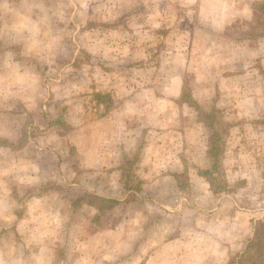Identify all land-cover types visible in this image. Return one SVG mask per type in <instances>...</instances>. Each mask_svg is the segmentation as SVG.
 <instances>
[{"label": "crops", "instance_id": "obj_1", "mask_svg": "<svg viewBox=\"0 0 264 264\" xmlns=\"http://www.w3.org/2000/svg\"><path fill=\"white\" fill-rule=\"evenodd\" d=\"M171 1L161 20L145 25L124 21L120 26V22L112 25L111 20H91L89 0H21V4L0 0V156L10 157L9 164L14 166L10 170L0 167V205L7 201L10 207L25 206L16 220L18 229L26 231L21 234L29 238L26 248L7 247L9 261L12 259L8 264H30L27 260L48 264V254L54 264H76L68 255L79 248L75 246L80 238L86 240L85 248H95V256L99 253L107 259L99 264H206L208 253L213 255L219 248L238 251L255 235L257 218L252 212L256 209L248 207L247 188L236 189L225 182L223 189H215L201 173L196 181L184 180L190 171V141L196 133L204 157L212 160V155L208 149L210 121L186 118L183 99L190 75L198 83L209 84L214 78L218 87L220 79L241 72L252 77L246 88L264 96V0H181L188 18L183 22L169 20V14H175V0ZM115 4L119 18L140 14L146 5L144 0H115ZM79 12L86 16L79 19ZM150 13L153 16L158 10L151 8ZM221 14L226 15L225 20H220ZM115 27L118 36L113 40ZM144 28L164 33L162 45L159 38L155 43L169 52L166 62L163 60L170 68L165 81L156 72L163 65L152 63L157 60L150 51L152 34L147 42L143 40L142 49L139 32ZM175 29L182 33L173 36ZM200 30L207 42L197 35ZM194 39H198L199 50ZM240 43L246 54L240 55L239 51L246 50L238 49ZM112 44L132 46L133 52L128 54L131 65L137 67L141 62L142 69L107 67V48ZM83 46H88L92 57L86 73L87 103L81 112L62 115L49 98L54 93L52 86H57L59 77L63 80L70 75L78 80L85 73L72 71ZM226 49L230 51L225 53ZM54 60L66 63L57 69L44 65L54 64ZM211 61L218 64L216 69L209 65ZM225 63H231V72L221 69ZM116 72L119 79L114 78ZM103 93L112 95V106L98 99ZM18 95L25 99L20 100V107L11 104L13 97L20 102ZM231 107L234 105L230 111ZM237 116L226 118L231 148L221 154L231 158L228 167L232 171L239 169V160L233 158L243 150L238 140L245 128L239 130L238 126L263 123L249 118L240 121ZM9 173L12 179L6 176ZM15 175L19 178L10 188L30 187L32 191L19 200L8 187ZM30 176L37 180L27 185L25 178ZM64 187L69 196L57 191ZM95 196L112 206L104 210L93 201ZM64 200L68 205L65 213L58 208ZM8 216L0 218L8 222ZM104 216L116 218L115 227L105 222L97 226L96 220ZM13 229L14 225L6 226L0 234ZM35 239V255L28 258L27 248ZM95 256L84 264H98ZM3 257L5 250L4 256L0 253V264Z\"/></svg>", "mask_w": 264, "mask_h": 264}, {"label": "rangeland", "instance_id": "obj_2", "mask_svg": "<svg viewBox=\"0 0 264 264\" xmlns=\"http://www.w3.org/2000/svg\"><path fill=\"white\" fill-rule=\"evenodd\" d=\"M19 4H21V0H18ZM86 0H83L85 2ZM91 5L92 11L89 13V18L93 20L94 22L102 23L103 19L111 20V24H116L120 22V26L123 25V22L126 21V24L135 25L136 22H141L143 25H145V22L150 23L157 18L161 16L166 17L167 12H164V10H167V5L172 1L171 0H144V8L143 11L139 14H135V16L132 14H128L125 16H121V18L118 17L119 12L117 11L118 7L115 4V0H89ZM106 6H110L112 10H109L105 8ZM166 8H165V7ZM147 8V9H145ZM157 9L158 13L150 15V9ZM183 5L181 0H175L174 1V10L175 14H169V20L172 22H177L178 20L184 21L187 17V13L183 11ZM191 10V9H190ZM261 10H264V8H261ZM170 12V11H169ZM223 13V12H220ZM193 14V13H192ZM192 14H189L192 16ZM194 14L195 11H194ZM225 14V13H223ZM221 14V21L226 19V15ZM228 15H230V12H227ZM262 15V14H261ZM86 16V13L79 12L78 18L81 19L82 17ZM137 16V19H136ZM136 19V21H134ZM162 18L160 17L159 20ZM90 20V22H92ZM86 24V23H85ZM84 24V25H85ZM154 24V23H153ZM149 26V25H148ZM141 30L139 33L141 34L140 43L142 44V49L144 50V41L150 38V34H152V40L154 45L153 49L150 50L152 52H155V58L157 60H153V65H163L162 68L159 67V70L156 68H152L153 70H156L158 73V79L160 81L166 80L167 72L170 68H167L165 64H163V60H166V56H168L169 52H165L167 50L166 46H163L162 49L157 46L155 41L158 39L159 46L162 45V42L160 41L161 37L164 36L162 33V30ZM118 27L112 28L111 30V36L112 39L115 40L118 36ZM183 30V29H182ZM155 32V33H154ZM179 33H182L179 29L174 30V35L177 36ZM2 34V32H0ZM197 35L200 36V38L207 42L208 38L203 35V31H197ZM228 35H230V30L228 31ZM196 44H198V39H194ZM150 43V41H149ZM171 44V42H169ZM202 43V42H201ZM166 44V43H164ZM203 44V43H202ZM197 50H199L200 44L196 45ZM240 48H245L244 44L240 43ZM129 45H123V46H117L116 44H112L111 46H108L107 50L109 51L110 55V61L108 60V66L111 67L112 70H119L125 69L123 71L132 70L133 68H140L143 66L141 62L137 63L136 66H132L131 63L133 61L129 60L128 54L130 52H133ZM170 47V45H169ZM121 48V49H120ZM209 48V46H208ZM227 48V46H226ZM124 49L126 51H124ZM131 49V50H130ZM246 49V48H245ZM83 51H81L80 56L73 64L75 71L84 70L85 73L82 74V76L78 80L74 78L73 76H66L63 77V80L59 77V82L56 84L57 86L53 87V92L50 93L49 96L50 99L56 102V110L57 112H60V114H71V112L74 115V112H81L82 107L86 106L87 103V79L86 76L87 71L91 68V54L90 49L88 46H83ZM119 50H121L122 56L118 53ZM230 51V49H226L225 53ZM126 52V53H125ZM143 52V51H142ZM248 51L245 50V53L242 51H239L240 55L246 54ZM126 56H124V54ZM119 55V56H118ZM63 58L62 54H59L58 58ZM118 57V58H117ZM66 59H69L70 56ZM54 60L51 64L50 62H45L44 65L48 67L49 65H53L56 69L58 66H63L64 61H56ZM166 62V61H165ZM196 61L195 63H197ZM96 65H100L99 60L96 58L95 60ZM208 64V63H207ZM226 64V63H225ZM131 65V66H130ZM212 68L216 69L218 67V64L214 61H211L209 64ZM95 68V67H94ZM231 63L226 64L224 67H221L223 71L231 72ZM64 70V68L62 69ZM141 75H145V72H141ZM124 73V72H123ZM154 73V71H153ZM140 75V76H141ZM124 76V75H123ZM92 79L91 77H89ZM115 79L118 78V73L115 74ZM122 78V77H121ZM100 81L103 80L102 77H98ZM90 82V81H88ZM220 82L218 87L215 86L214 78H212L211 83H198L194 76L190 75L187 77L184 89H186V94H184L183 101L185 102V109L184 114L186 118H194L198 120L199 118H206L211 123V138L210 142H208V149H210V153L212 155V160L206 159L202 153V142H199V139L197 137V133L192 137V140L190 141V157L188 158L189 162V173L184 178V180H192L196 181L199 178V174L205 175L207 179L212 183L213 188L215 189H223L226 186V183L231 182V184L234 186V188H247L249 190L248 196L246 197L247 205L250 209H256L254 212V217L257 218L255 222V235L251 237L250 239L246 240L243 247L239 248L238 251H229L227 248H219V251H216V253H208V260H206V264H238L239 259L241 258L242 254H248L255 252L261 253L264 251V96L259 93H253L250 92L246 87L252 83V77H248L247 74H244L243 72L240 73L239 76L233 77L230 75H227L223 79H220ZM102 84H104L102 82ZM165 84V83H164ZM201 85V86H199ZM238 87L240 90H236L235 88ZM236 90V91H235ZM81 93V94H77ZM49 94V93H48ZM25 94L23 93V96ZM112 95L108 93L100 94L99 100H103L106 102L107 106H112ZM27 99V98H26ZM13 105L19 106L21 101L25 100L18 95V101L15 97H13ZM28 101V100H27ZM26 102V101H25ZM15 103V104H14ZM27 103V102H26ZM230 105H234V108L231 107L233 110L230 111L228 108ZM31 107V106H29ZM81 107V108H80ZM84 110V109H83ZM230 115L236 116L239 118V120H244L246 118H249L250 121H260L262 124H245V125H239V130L241 128H245L242 133H240L239 138V148L243 149L240 150L241 153H239L238 158L234 157L233 160L238 161L239 166L238 170H230L228 165L230 164V157H221V154L223 151H229L231 148V143H229V136L228 133L230 132V127L226 123V118ZM68 126H62V129L65 130V128ZM238 130V131H239ZM17 133V131H14ZM68 132V131H67ZM213 132V133H212ZM209 135V134H208ZM243 138V139H241ZM195 140L197 143H195ZM234 144V143H233ZM239 151V152H240ZM249 151V152H247ZM156 152V151H154ZM69 155V154H67ZM213 157H215L213 159ZM161 158V157H160ZM221 160V164L220 161ZM9 163H12L10 160V157H3L0 156V167L10 170L14 166L10 165ZM212 168V169H211ZM215 170V171H214ZM201 171V172H200ZM204 171V172H203ZM0 175H2V172H0ZM8 178L12 179V174L9 173L6 175ZM14 181L8 180L9 182V190L15 195L16 199H22L26 196V194L32 191L29 190L30 187H25L24 189H17V188H10V184L13 182L15 183L16 180L19 178V176L15 175ZM26 184H30L37 180V176L34 178L33 176H30L28 178H25ZM161 179V177H160ZM167 179V178H166ZM164 180V179H162ZM226 182V183H225ZM6 189V188H4ZM57 191L63 193V196H69L68 192L65 187L64 188H57ZM94 199V200H93ZM92 200L96 201L98 205H101L104 210H108V207H111L112 205L106 204V201H102L101 197L95 196ZM242 201H245L242 199ZM10 202V201H9ZM64 202V203H63ZM58 208H62L64 213L67 211V200H64ZM105 202V203H104ZM7 201H2V204L0 205V216H4L6 218H9L8 215H11V220L6 222L0 218V230L2 228H5L6 226H12L14 225L13 230H5L0 234V253L2 252L4 256V250L6 259L3 257V264H8L9 262V255H7V247L11 246L17 247V248H26L28 239L26 236H23L21 232H26L22 227L19 228V221L16 220V218L19 216V214H24L25 206L16 204L15 207H10L6 205ZM88 213L92 214V211H88ZM103 222H105L107 225H110L115 227L114 225L117 223V219L111 218L109 216H104L103 220H96V225L100 226L103 225ZM131 222V221H130ZM134 224L136 221H132ZM119 237V236H116ZM254 238V239H253ZM252 240H255L254 243H252ZM85 245L87 244L86 240L84 238H80L79 242L76 244L73 252L70 251V254L68 255L70 261L72 263L76 264H84L87 262L88 258L91 256H95L93 254V250L95 248H85ZM66 242V241H65ZM151 243V242H150ZM241 244V243H240ZM31 248H27L26 256L32 257L35 255L33 248L36 247V239L34 242L31 243ZM151 245H154V242L151 243ZM147 248H150V245H146ZM257 247V248H255ZM4 249V250H3ZM64 249V248H62ZM18 250V249H17ZM12 251V250H11ZM54 253V252H53ZM95 253V252H94ZM9 254L10 249H9ZM16 255V254H15ZM98 255V256H97ZM38 257V254L36 253V259ZM210 258V259H209ZM33 259V257H32ZM73 259V260H72ZM107 260L103 255H100L99 253H96L95 256V262L98 264L101 261ZM28 263L33 264L34 260H27ZM53 256H49L48 254V264H54ZM12 263V262H11ZM27 264V263H25Z\"/></svg>", "mask_w": 264, "mask_h": 264}, {"label": "trees", "instance_id": "obj_3", "mask_svg": "<svg viewBox=\"0 0 264 264\" xmlns=\"http://www.w3.org/2000/svg\"><path fill=\"white\" fill-rule=\"evenodd\" d=\"M254 242L255 240H252V243ZM238 264H264V251L261 253H257V254H255V252L248 253V254L244 253L239 259Z\"/></svg>", "mask_w": 264, "mask_h": 264}]
</instances>
